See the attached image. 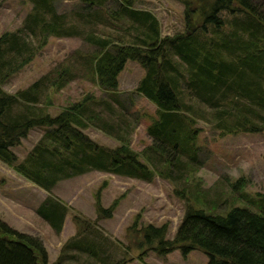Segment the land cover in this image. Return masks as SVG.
<instances>
[{"label": "trees", "instance_id": "trees-1", "mask_svg": "<svg viewBox=\"0 0 264 264\" xmlns=\"http://www.w3.org/2000/svg\"><path fill=\"white\" fill-rule=\"evenodd\" d=\"M28 1L31 8L21 27L0 34V162L39 188L50 192L57 182L92 170L145 182L155 175L185 180L187 167L198 163L199 151L193 127L198 110L190 100L210 109L213 127L222 134L264 130V0H182L185 30L172 36H161L154 14L135 7L140 0H78L83 11L73 13L76 21L57 12L56 0ZM226 16L233 18L228 21ZM98 24L112 26L115 34L96 33L90 25ZM74 36L97 50L78 55L77 65L55 66L14 94L3 90V83L30 63L50 37ZM128 60L144 70L135 91L155 106L145 128L152 142L141 153L129 147L130 122L124 121V130L121 124L108 122L101 110L88 104L98 102L93 96L56 115L41 106L49 91H60L77 78L72 71L77 66L102 91L115 93ZM89 125L119 144L97 143L83 132ZM35 127L46 130L18 161L12 148ZM240 183L244 186V177L230 185L236 188ZM175 192L186 199L183 189ZM115 205L116 200L103 207L100 190L96 192L98 217L110 218ZM36 213L55 233L61 231L66 208L60 202L47 196ZM135 234L139 259L150 251L165 257L174 250L182 255L199 250L208 264H264V214L247 207L233 206L220 215L186 199L172 238H167L165 223H148L136 228ZM79 238L68 239L62 251L80 246ZM86 247L83 250L99 259L94 249ZM128 261L122 258L110 264ZM0 264H60V258L48 263L39 238L0 219Z\"/></svg>", "mask_w": 264, "mask_h": 264}, {"label": "rangeland", "instance_id": "rangeland-1", "mask_svg": "<svg viewBox=\"0 0 264 264\" xmlns=\"http://www.w3.org/2000/svg\"><path fill=\"white\" fill-rule=\"evenodd\" d=\"M54 3L57 12L67 13L74 21L77 18L73 13L83 11L78 0H56ZM134 5L154 14L161 36H172L185 30L182 0H140ZM30 8L28 0H0V34L21 27ZM231 18L226 16L228 21ZM90 26L99 34H115L112 26ZM96 50L81 37H50L43 47L37 49L31 62L8 78L2 88L14 94L55 66L71 62L77 65L75 63L80 61L78 55H91ZM72 71L76 72L77 78L60 91L46 94L41 103L46 112L56 115L66 106L90 95L98 102L89 101L88 104L96 111L101 110L108 122L114 126L121 124L123 130L124 121L130 122V149L141 153L150 145L152 140L145 128L150 123L149 116H154L155 106L135 91L144 74L139 63L126 61L118 76L115 93L102 91L87 78L80 66ZM110 94L117 97L120 104ZM102 101L108 105L105 107ZM188 102L198 110L193 127L197 129L199 151L198 163L187 167L185 180L169 181L155 175L151 182H145L92 170L61 180L47 192L0 162V219L20 232L39 238L47 252L48 263L60 258V264H110L125 258L129 260L126 264H208V257L199 250L186 255L174 250L165 257L150 251L139 259L135 230L148 223H165L167 238H172L183 216L186 199L209 213L224 215L231 207L240 206L264 214V130L222 134L213 127L208 107L197 105L193 100ZM45 130L43 127L31 129L20 145L12 148L18 161L25 157ZM83 132L101 145L115 147L119 144L96 126L89 125ZM239 177H244V186L240 183L233 188L230 184ZM175 189H183L186 199L177 195ZM98 190L103 207L116 200L110 218H100L96 214ZM47 196L66 208L58 234L36 213V208ZM74 236L80 237L82 244L80 241V246L62 251L64 244ZM84 246L94 249L99 259L83 250Z\"/></svg>", "mask_w": 264, "mask_h": 264}]
</instances>
